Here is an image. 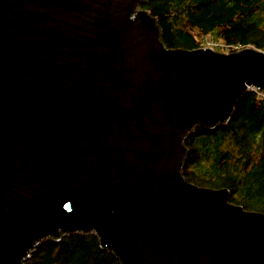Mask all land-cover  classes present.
<instances>
[{
  "label": "water",
  "instance_id": "1",
  "mask_svg": "<svg viewBox=\"0 0 264 264\" xmlns=\"http://www.w3.org/2000/svg\"><path fill=\"white\" fill-rule=\"evenodd\" d=\"M147 0H0V264L95 233L121 264H264V211L184 174L264 50L168 46Z\"/></svg>",
  "mask_w": 264,
  "mask_h": 264
},
{
  "label": "trees",
  "instance_id": "2",
  "mask_svg": "<svg viewBox=\"0 0 264 264\" xmlns=\"http://www.w3.org/2000/svg\"><path fill=\"white\" fill-rule=\"evenodd\" d=\"M168 46L194 48L203 34L264 50V0H147ZM185 176L198 185L228 187L230 200L264 211V98L248 90L231 118L187 136ZM26 264H121L93 233L44 240Z\"/></svg>",
  "mask_w": 264,
  "mask_h": 264
},
{
  "label": "built area",
  "instance_id": "3",
  "mask_svg": "<svg viewBox=\"0 0 264 264\" xmlns=\"http://www.w3.org/2000/svg\"><path fill=\"white\" fill-rule=\"evenodd\" d=\"M199 46L200 47H210L215 50L223 51V52L235 51V50H239L241 48L247 47L240 43H230V42H227L225 40H222L216 37L215 35H208V34H205L201 37ZM249 90L256 91L261 97L264 98V92L259 90L257 87L251 86Z\"/></svg>",
  "mask_w": 264,
  "mask_h": 264
},
{
  "label": "bare ground",
  "instance_id": "4",
  "mask_svg": "<svg viewBox=\"0 0 264 264\" xmlns=\"http://www.w3.org/2000/svg\"><path fill=\"white\" fill-rule=\"evenodd\" d=\"M203 35H205V34H203ZM203 35H202V36H203ZM208 35H213V33H208ZM227 52H231V51H227ZM46 239H48V238H46ZM46 239H45V240H46Z\"/></svg>",
  "mask_w": 264,
  "mask_h": 264
}]
</instances>
